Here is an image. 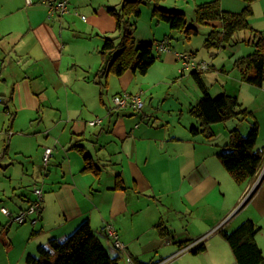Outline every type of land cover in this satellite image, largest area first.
<instances>
[{
    "label": "crops",
    "instance_id": "0c3cea01",
    "mask_svg": "<svg viewBox=\"0 0 264 264\" xmlns=\"http://www.w3.org/2000/svg\"><path fill=\"white\" fill-rule=\"evenodd\" d=\"M57 1L0 0V110L13 128V162H21L20 177L13 181V196L21 203L13 212L35 200L33 190L28 195L29 184L42 191L38 212L24 223H9L18 227L13 264L35 255L49 239L65 240L84 221L119 264H236L219 232H231L246 220L258 228L255 240L264 256V164L255 177L236 183L216 152L202 148L207 154L196 162L199 141L189 131L195 125L188 129L181 122L183 111L173 117L175 107L144 104L136 111L112 105V97L124 92L142 100L153 97L158 86L184 75L177 54L194 60L195 54L179 50L178 32L152 17L151 4L145 13L141 10L132 36L136 43L153 44V65L145 75L130 70L103 75L105 39L119 41L109 11L118 10L121 0H69L67 13L49 18L48 5ZM183 1L196 8L212 0ZM221 3L232 13L247 6L241 1L236 7L235 0ZM180 6L173 10L183 14ZM160 7L168 9L163 3ZM204 25L205 37L212 26L220 27ZM161 42L168 50H156ZM229 47L234 46L221 48ZM233 70L241 87L245 83L234 64ZM148 73L158 77L152 80ZM95 119L100 122L89 125ZM208 142L205 138L200 147ZM44 147L52 149L47 165L41 160ZM106 225L115 229L124 250L115 248ZM163 229L167 235H161ZM200 243L203 250L194 253Z\"/></svg>",
    "mask_w": 264,
    "mask_h": 264
},
{
    "label": "trees",
    "instance_id": "16d2710c",
    "mask_svg": "<svg viewBox=\"0 0 264 264\" xmlns=\"http://www.w3.org/2000/svg\"><path fill=\"white\" fill-rule=\"evenodd\" d=\"M163 0H121L118 10H110L116 30V39H105L101 55L105 59L100 73H113L121 76L130 70L145 75L155 61L153 44L136 43L132 36L136 20L141 15V5L150 3L153 6L152 17L168 24L170 30L181 33L185 38L197 33L188 26L185 17L180 12L166 11L160 7ZM247 6L240 13L224 11L219 0L198 4L195 8V20L200 24L219 23L220 27L212 26L204 39L207 50H218L223 44H231L236 34L249 32L247 43L251 44V54L237 59L234 66L238 69L243 83L261 87L264 83V31H256L250 26L253 11L250 4L255 0H241ZM237 44V43H236ZM235 45V44H234ZM192 77L198 84L202 97L189 108V114L197 120L198 126L190 128L193 135L201 134L207 139L213 136L212 125L237 117L238 115L253 116L252 112L241 108L234 96L222 93L212 98L204 86L200 73L192 72ZM258 138V125L253 121L247 135H242L234 129L229 133L227 150L217 153V158L236 183L255 177L264 164V147L255 149ZM6 150L3 154H5ZM86 168H91L87 159ZM264 180V175H263ZM116 184L121 185L120 178ZM1 209V208H0ZM7 218V217H6ZM9 223H12L9 221ZM258 228L250 220L242 222L231 232L219 233L228 243L236 264H264V256L257 246L255 235ZM168 230H161V235H167ZM200 243L193 251H202ZM25 264H119L101 243L87 221L82 222L65 240L49 239L41 243L35 255H27Z\"/></svg>",
    "mask_w": 264,
    "mask_h": 264
},
{
    "label": "rangeland",
    "instance_id": "374dc122",
    "mask_svg": "<svg viewBox=\"0 0 264 264\" xmlns=\"http://www.w3.org/2000/svg\"><path fill=\"white\" fill-rule=\"evenodd\" d=\"M219 2L222 6L221 0H219ZM239 2H241V0H235L236 7L237 4H240ZM162 3L168 7L167 11H176L173 9L176 7L181 8V4L184 7L182 9H184L183 14L187 25L196 29L197 33L190 36L189 39H186L181 33H176L178 34V41H175V43L182 52H193L195 54V61L205 62L212 66L208 71H203L200 74L201 79L204 80L206 84L208 94L213 98L222 94L224 82L226 81L227 84L226 87H224L225 93L236 97L239 104H241V108L252 112L253 115L243 117V115L240 114L233 119L213 124L211 127L213 136L209 139L208 146L200 147V142H204L205 137L198 134L195 140L199 141L197 142L199 143L198 146H196L199 150L197 152V154H199V161L196 160V162L200 163L207 154H202V148L216 153L222 152L223 147H226L229 143L230 131L237 129L242 135H247L253 121H256L258 125V138L255 149L263 148L264 85L262 89L246 84L239 87L237 86V82L234 81L235 77L233 74V64L235 61L241 57L247 56L252 51L251 45L247 43V39L250 37L249 32L236 34L233 42L229 44L234 47L207 50L204 46L207 27H205L206 25L204 24L196 22L194 13L195 7L191 1L163 0ZM150 6V3L141 5L142 12L145 13V9ZM240 7L241 10H243L242 6ZM250 7L253 11L250 18V26L256 31H264V0H255L250 4ZM237 9L238 8H236V10ZM148 74H150L149 78H152V80L158 77L157 74ZM152 96L153 97L148 95V99L144 97L143 103L145 106L158 108L162 106L164 109L170 110L175 107L176 110L171 114L174 117L178 116L177 110L183 111L181 122L186 124L187 128L190 125L196 126L198 124L196 119L190 117L188 111L189 104H195L202 97V93L190 71L184 72V75L178 74L176 80L167 81L161 86H158L157 89L152 92ZM1 111L2 110H0V208H6L11 211L12 214H16L13 210L16 209L18 203H21V199L18 196H13V181L15 177H20L21 162L19 158H16L13 162V159H15V156H13V128H10V119L8 120ZM180 131L179 129L178 132ZM5 150L6 153L3 155ZM226 176L232 180L228 174ZM26 189L28 195H30L33 190L31 184H29ZM28 195L26 194L25 197H28ZM9 221V218H6L0 211V264H8V261L13 264V255L17 254L16 250H18L17 248L13 250V235L18 227L13 224L9 225ZM22 226L19 228H22ZM20 264H25V261Z\"/></svg>",
    "mask_w": 264,
    "mask_h": 264
},
{
    "label": "built area",
    "instance_id": "2783aa9c",
    "mask_svg": "<svg viewBox=\"0 0 264 264\" xmlns=\"http://www.w3.org/2000/svg\"><path fill=\"white\" fill-rule=\"evenodd\" d=\"M69 0H58L55 3H50L48 5V17L52 18L57 15H62L68 12L69 9ZM82 19L85 20V17L82 16ZM157 51H166L168 50L167 45L164 42L159 43L156 46ZM177 58L181 61L182 67L180 68V72L184 73L187 71L190 72H201L208 69V65L205 62H197L193 58H191L189 55L181 53L177 54ZM1 102V100H0ZM112 105L116 109H123L127 107H132L134 110L139 111L143 108V100L141 98V95H132L128 93H121L117 94L112 97ZM100 122L99 119H95L91 122H89V125L93 126L95 124H98ZM52 156V149L50 147H44L42 152V163L43 165H47L49 163V160ZM33 192L35 194V200L32 201L30 206L26 210H21L17 214H12L9 210L6 208H1V213L9 218L11 222L16 223H24L27 219L28 215L38 212V210L41 208V197H42V191L41 189L34 187ZM105 233L113 238V243L116 249L118 250H124L125 245L118 240L117 234L115 229L111 225H106L104 228ZM198 242H194L186 247V249L194 248Z\"/></svg>",
    "mask_w": 264,
    "mask_h": 264
},
{
    "label": "water",
    "instance_id": "95a60500",
    "mask_svg": "<svg viewBox=\"0 0 264 264\" xmlns=\"http://www.w3.org/2000/svg\"><path fill=\"white\" fill-rule=\"evenodd\" d=\"M263 173H264V171H263Z\"/></svg>",
    "mask_w": 264,
    "mask_h": 264
}]
</instances>
